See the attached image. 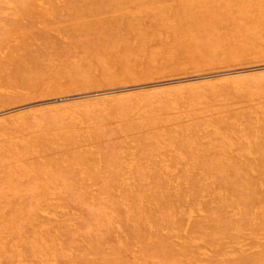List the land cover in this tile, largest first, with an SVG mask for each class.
Here are the masks:
<instances>
[{
  "label": "rangeland",
  "instance_id": "rangeland-1",
  "mask_svg": "<svg viewBox=\"0 0 264 264\" xmlns=\"http://www.w3.org/2000/svg\"><path fill=\"white\" fill-rule=\"evenodd\" d=\"M0 264H264V0H0Z\"/></svg>",
  "mask_w": 264,
  "mask_h": 264
}]
</instances>
